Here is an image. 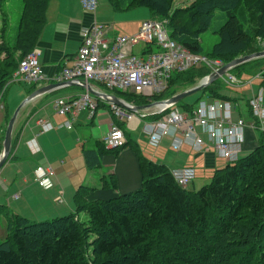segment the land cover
Masks as SVG:
<instances>
[{"label": "trees", "instance_id": "trees-1", "mask_svg": "<svg viewBox=\"0 0 264 264\" xmlns=\"http://www.w3.org/2000/svg\"><path fill=\"white\" fill-rule=\"evenodd\" d=\"M108 1L114 9L121 4L125 11L146 7L153 19L167 17L170 37L191 53L201 55V34L209 29L216 11H225V21L213 32L218 40L205 55L224 64L240 54L260 51L255 38L264 41V0H193L184 9L175 10L173 0ZM22 2L17 30L10 41L13 46L7 47L4 40L0 44V93L8 86L19 61L34 48L45 24L48 0ZM240 5L256 14V18L251 17L256 21L254 33L243 30L240 15L235 12ZM249 62L235 70L240 71ZM208 73L202 65L173 74L166 90L155 99L193 87ZM223 88L218 80L201 95L237 100L222 95ZM112 92L134 105L148 103L136 94ZM180 106L185 112L191 110L187 104ZM249 115L254 118L251 110ZM115 123L124 129L123 124ZM259 137L258 146L216 169L210 182L198 190L179 186L164 164L142 159L141 184L133 192L87 201L91 188L81 186L74 195L75 212L47 222L30 223L6 214L0 264H90L86 242L91 232L97 235L90 244L91 264H264V133ZM103 148L98 154L84 151L89 168L100 165L103 153L117 155L119 151ZM82 211L87 213L91 229L74 219Z\"/></svg>", "mask_w": 264, "mask_h": 264}, {"label": "crops", "instance_id": "crops-1", "mask_svg": "<svg viewBox=\"0 0 264 264\" xmlns=\"http://www.w3.org/2000/svg\"><path fill=\"white\" fill-rule=\"evenodd\" d=\"M106 13L107 15H101L102 19L109 16L107 8ZM93 21L98 22L97 9L94 13L84 11L80 0H48L45 10V24L32 49L36 53L44 79L37 84H27L20 80L8 83L3 94L7 92L9 87H11V94L6 100L1 101L3 111L0 113V126L4 120L5 112L12 114L14 107L32 90L39 86L57 82L55 81L56 75L64 67L72 66L80 45V30ZM140 24L141 22L135 24L133 22L122 21V24H119L122 27V29H119V32L124 35L135 34ZM133 25H135V29H132ZM111 27L109 25V28L105 29L107 39L112 35L113 37L116 34H118L117 36L123 35L112 33L114 31L110 32L109 29ZM134 48H138L139 54H142L144 50L142 44H138ZM262 80L263 83L261 84ZM263 84L264 79L261 77L258 88L259 92L262 93L264 101ZM33 85L34 87L31 89ZM90 85L97 91L108 93L99 84L91 83ZM84 91V89L77 86L60 87L35 98L21 108L13 128L10 155L0 168V184L2 186L7 185V183L13 185L15 182L21 181L17 185L21 186L23 191H26L33 185L32 182L35 183L34 170L36 167L39 165H50L55 170L53 187L44 189L37 185L43 192L53 190V201H55V192L57 190H62L63 194H68V197L72 196L74 201V195L81 186L91 188L85 200H104L133 192L140 187L142 176L139 161L142 159L164 164L171 173L182 167H192L195 175L197 171L196 166L199 169L212 170L213 172L225 165L226 161L224 165L219 164L217 160L218 156L212 149L196 152L186 145V148H182L181 146L179 150H173L171 138L169 137L162 138L159 144L153 147V154L146 157L145 154H142V150L138 144L128 145V135L130 131L137 129L142 123L141 130L149 145L147 136L143 131V124L144 121L153 118L147 117L141 120H133L128 124L121 123L125 125L126 145L119 149L117 155L103 153L100 158V166L96 169L94 168L95 170H91L92 168L86 165L83 155L84 151L92 150L98 154L99 149L103 146L102 139L107 133L109 125L111 122H117L110 111L108 103L99 100V106L92 117L89 116L87 111H81L73 119H71L70 115L57 114L53 108V102L56 99L64 101L76 97ZM249 100L244 101L241 98L233 101L234 106H236L233 116H239L248 128L245 130L246 138L241 150L237 153V159L253 150L256 143H258L259 135L257 132L249 129V125L255 122L254 118L252 119L249 115ZM11 106L13 107L11 108ZM242 112L244 115H242ZM68 120L72 123L70 129L54 127L47 132H40L39 124L41 122L48 121L57 125ZM75 126L81 130L79 133L76 132L77 128ZM31 139H35L36 145L39 148V151L35 154H32L27 147V141ZM103 150L106 149L103 148ZM76 169L77 175L75 174ZM110 177L113 178V182H110ZM66 178H69V180H65ZM26 200L25 204L27 205L30 200Z\"/></svg>", "mask_w": 264, "mask_h": 264}, {"label": "built area", "instance_id": "built-area-1", "mask_svg": "<svg viewBox=\"0 0 264 264\" xmlns=\"http://www.w3.org/2000/svg\"><path fill=\"white\" fill-rule=\"evenodd\" d=\"M97 1L80 0V4L84 11L94 13ZM105 32L104 26L95 21L82 27L74 62L70 67H64L56 75L55 81L78 79L85 83L99 84L108 91L132 93L151 101L166 90L168 80L173 74L202 65L214 72L222 66L220 60L193 54L178 44L170 37L167 25L158 19L144 20L137 33L117 36L112 42L108 41ZM139 43L144 45L142 56L132 53ZM43 79L36 53L31 51L19 61L17 70L9 82L20 80L27 84H37ZM228 79L232 80L233 77L228 76ZM1 94L2 92L0 101ZM248 103L252 116L257 121L250 124L249 129L264 132L262 93L251 97ZM108 105L112 115L120 123L128 124L133 120L159 115L144 121L143 124V131L152 146H157L162 138L169 137L174 150L188 145L196 152L213 149L226 162L237 159L245 123L240 117L233 119L234 109L228 100L206 96V99L199 100L195 110L191 108L189 112H181L177 107H172L163 112L158 108H151L135 114L114 104ZM97 107V99L87 91L64 101L56 99L53 102L57 114L70 115L71 119L81 111H87L92 117ZM39 126L40 132L43 133L54 127L70 129L72 123L68 120L55 125L44 121ZM203 136H206L207 140H204ZM102 143L107 150L122 148L126 144L124 130L115 122H111ZM27 147L32 154L39 151L35 139L27 141ZM51 171L48 166H37L34 170V181L44 189L50 188ZM172 176L179 186L186 187L194 179L195 171L191 167H183L172 171ZM14 197H18V194Z\"/></svg>", "mask_w": 264, "mask_h": 264}, {"label": "rangeland", "instance_id": "rangeland-1", "mask_svg": "<svg viewBox=\"0 0 264 264\" xmlns=\"http://www.w3.org/2000/svg\"><path fill=\"white\" fill-rule=\"evenodd\" d=\"M22 1L23 0H0V32L2 30L4 31L3 35L0 33V44L2 43V40H4V42L7 43V47L9 48L13 46L10 41L12 40V38H14L16 30H17L19 18L22 12V7H23ZM192 1L193 0H173L172 9L173 10L184 9V7L189 5ZM121 3H124V2H121ZM106 8L109 10V16H107V18L105 19H102L101 15H107ZM111 8L112 7L110 6L108 0H98L97 1V20H98L97 23L102 24L105 29L106 28L108 29L109 25H111L112 27L109 30L110 32L114 31L112 33H120L119 29H122V27H120L121 25L119 24H122V21L133 22L137 24L138 22H142L147 19H153L151 15L149 14V11L146 7H134V8L128 9V11H125L123 9L124 8L123 4H121L118 9H114V8L111 9ZM235 12L238 15H240L243 30L249 33H254V25L256 24V21L253 20L251 17L256 18L255 16L256 14H252V12L248 10V8H245L242 5L237 7ZM159 20L163 21L166 25L168 24L167 17L161 18ZM224 21H225V11H222V10L216 11L210 23L209 29L203 34H201L200 36L201 46L203 49L201 52L202 55L205 56L206 53H208V51L210 50V48L213 46V44L217 42L218 36L214 34L213 32L217 30L223 24ZM132 27H133L132 29L136 28L135 25H133ZM120 34H123V33H120ZM117 35L118 34H116V36ZM128 35H132V34H128ZM116 36L114 37L113 35L110 36L108 41L112 42ZM255 40L257 41V46L259 47V49L264 50L263 48L264 41H261L258 38H255ZM132 53L137 56L141 55L139 54L140 51L138 52V48H133ZM263 62H264V58H260V59L249 62L245 66H242L240 68V71L235 70V68L232 69V72L230 70V72L227 73L228 75L225 74L223 78L219 79V81L222 82L223 87H224L223 89L220 90V92L226 95L227 97H229L230 99H241L242 98L244 101H247L254 95H257L259 93L258 87H259L260 79L261 77L264 76V73H263L264 63ZM223 64L224 63H222V65ZM228 76H232L233 79L229 80ZM10 89L11 87L7 89V92L5 94H3L4 88L1 90L2 91L1 101L6 100L10 96L11 94ZM262 89L264 93V84H263ZM116 91L118 90H115V92ZM108 92L113 93L112 91H108ZM140 97L145 98L144 96H140ZM202 99H206V95H201V92L194 93L184 98L183 100H181L178 103L179 106H177V108L179 111L183 112L184 108L180 105L187 104L193 110H195L197 107V103L199 102V100H202ZM1 101H0V113H2L3 111V104L1 103ZM231 103H232L233 109H235L236 106H234L233 104L234 102L232 101ZM17 106L18 105L14 107L13 111L15 110ZM12 107L13 106H11V108ZM242 115H244L243 112H242ZM237 117L233 116V119H236ZM8 118H9V113L5 112L4 120L1 123L2 125L0 126V147H1L2 140H3L4 130H5V126L8 121ZM75 127L77 128L76 132L79 133L81 130L78 129L77 126ZM123 127L125 128V125H123ZM141 127H142V123L137 129L130 131V134L128 135V139H129L128 145L132 146V145L138 144L142 150V154L143 155L145 154L146 157H149L154 152L153 147H156V146H152L150 144L149 146L147 144L144 134L142 133ZM246 129L248 128L246 125H244L242 129L243 140L241 142L240 150L246 138L245 137ZM252 130L253 132H257V134L260 136L261 130L258 131L255 129H251V131ZM259 138L260 137H258V141H259ZM203 139L207 140L206 136H203ZM256 146H258V143H256L255 147ZM184 147L186 148V145H182V148ZM216 155L218 156V154ZM217 160L219 164L224 165L225 160L223 158L218 156ZM43 166H48L52 169L51 171L52 175L49 177V180H51V187H53V184H54L53 179L55 177V170L50 165H43ZM99 166L100 165L96 167L98 168ZM196 167H197L196 168L197 171H196V175L192 183L186 186L188 190L200 189L202 186L210 182V179H211L210 177L211 175H213L214 171L212 172V170L199 169L198 166ZM93 169L94 168H92L91 170ZM75 174L77 175V169L75 170ZM110 178H111L110 182H113V178L112 177ZM65 180H69V178H66ZM20 182H17V183L15 182L13 185H10L7 183V185L2 186L0 184V208L2 210V214L0 216V241L4 240L6 237V232H7L6 231V214L18 215L22 218H25L30 223H40V222L50 221L56 217H64V216L70 215L75 212L76 209H75V203L73 201V197L72 196L68 197V194H63L62 190H57V192H55L56 197H55V201H53L52 200L53 190L43 192V190L40 187H38L36 182H35L36 184L32 182L33 185H31L28 190L23 191L21 189V186L17 185ZM17 193H18V197L14 198V196ZM26 199L30 200L27 205L25 204V202L27 201ZM74 219L82 223L85 228H88V229L92 228L91 225H89L90 224L89 218L86 212L84 211L80 212L77 216L74 217ZM96 237L97 235L94 232H91V234L88 235V239H87L88 241L86 242L87 249H88L86 253V258L90 264L93 261L92 247L90 246V244L92 243L94 239H96Z\"/></svg>", "mask_w": 264, "mask_h": 264}, {"label": "water", "instance_id": "water-1", "mask_svg": "<svg viewBox=\"0 0 264 264\" xmlns=\"http://www.w3.org/2000/svg\"><path fill=\"white\" fill-rule=\"evenodd\" d=\"M264 58V50H260L258 52H254L251 54L239 56L237 58H234L233 60L223 64L220 68H218L214 72H210L205 77L200 79L196 85L193 87L184 89L180 92H177L173 95H171L168 98L152 101L150 103H147L145 105H134L132 103H129L116 95L112 93L107 92H100L92 88V86L88 83H85L82 80H68V81H61V82H52L43 86H39L36 89L32 90L15 108V110L12 112L10 118L7 121L6 128L4 131V136L0 148V168L4 165V163L7 161L10 151H11V144H12V134H13V128L16 121V118L19 114V111L21 108L26 105L27 103L31 102L37 97H40L46 93H49L57 88L60 87H67V86H77L88 93H90L94 98L98 100H102L106 103L114 104L118 107L123 108L124 110H127L129 112H133L135 114H138L142 110H147L151 108H158L160 112L166 111L172 107H175L181 100L184 98L204 90L207 86L211 85L215 81L221 79L225 74L230 72L233 68L240 66L244 63H247L249 61Z\"/></svg>", "mask_w": 264, "mask_h": 264}]
</instances>
